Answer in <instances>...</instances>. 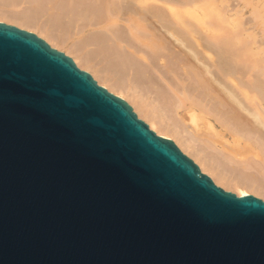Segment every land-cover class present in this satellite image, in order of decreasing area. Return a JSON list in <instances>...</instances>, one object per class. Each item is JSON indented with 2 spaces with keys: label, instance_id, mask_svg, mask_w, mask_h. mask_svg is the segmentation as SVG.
Returning <instances> with one entry per match:
<instances>
[{
  "label": "water",
  "instance_id": "95a60500",
  "mask_svg": "<svg viewBox=\"0 0 264 264\" xmlns=\"http://www.w3.org/2000/svg\"><path fill=\"white\" fill-rule=\"evenodd\" d=\"M0 264H264V201L0 22Z\"/></svg>",
  "mask_w": 264,
  "mask_h": 264
},
{
  "label": "bare ground",
  "instance_id": "6f19581e",
  "mask_svg": "<svg viewBox=\"0 0 264 264\" xmlns=\"http://www.w3.org/2000/svg\"><path fill=\"white\" fill-rule=\"evenodd\" d=\"M13 1L35 7L0 8V21L63 48L217 185L264 196L263 177L248 172L264 171V39L241 8L231 15L226 0Z\"/></svg>",
  "mask_w": 264,
  "mask_h": 264
},
{
  "label": "rangeland",
  "instance_id": "374dc122",
  "mask_svg": "<svg viewBox=\"0 0 264 264\" xmlns=\"http://www.w3.org/2000/svg\"><path fill=\"white\" fill-rule=\"evenodd\" d=\"M22 1V0H21ZM227 2H229L230 3V7L229 8H232L231 9V11L229 12V13H231V15L232 14H234L235 13V10L236 9H239V8H241V12L239 13L242 17H243V19H245L246 21H248V25H251V26H253V29H254V32L256 33V37H257V40L258 41H261L262 39H264V0H226ZM10 2V1H9ZM8 1H7V4L9 3ZM19 3L17 4L18 6H19V4L21 5L22 3L20 2V1H18ZM247 2V3H246ZM17 3V1L16 2H14L13 0H12V3H9V4H11V5H8V6H1V4H0V8H2V9H5V10H16L17 9V5H15V4ZM26 3V2H25ZM24 4V3H23ZM23 4H22V7H21V9H20V7H19V9L20 10H22V8H24L25 6V9L26 10H28V9H32L33 10V8L35 7V5L34 4H30V6H28L29 5V3L27 4L26 3V5L24 4V6H23ZM28 7V8H27ZM14 8H16V9H14ZM18 9V10H19ZM31 11V10H30ZM0 22H4V23H7V24H10V25H14V26H17V27H19V28H21V29H24V30H27V31H29V32H32V33H34V34H36L38 37H40L41 39H43L44 41H46L48 44H49V42L47 41V40H45L43 37H41V36H39V34H38V32L36 31V30H29V29H27L26 27H23V26H19L18 24H15V23H9V22H7V21H4V20H2V21H0ZM50 45V44H49ZM51 46V45H50ZM52 48H54V49H56V50H58V51H61V52H63V53H65L66 51L63 49V48H56V47H53V46H51ZM66 54V53H65ZM67 56H69L70 58H72L70 55H68V54H66ZM80 68V67H79ZM80 69H82V70H84V71H87V70H85V69H83V68H80ZM88 72V71H87ZM89 73V72H88ZM90 74V73H89ZM91 75V74H90ZM92 76V75H91ZM96 81V80H95ZM98 83V82H97ZM99 84V83H98ZM100 85V84H99ZM108 90V89H107ZM109 91V90H108ZM109 92H111V91H109ZM111 93H113V92H111ZM114 94V93H113ZM114 95H116V94H114ZM117 96V95H116ZM119 97V96H118ZM119 98H121V97H119ZM122 99V98H121ZM123 100L124 101H126V103H128V105H130L131 106V108L133 109V107H132V105H131V103L129 102V101H127L126 99H124L123 98ZM133 111L135 112V110L133 109ZM136 113V112H135ZM136 115H137V113H136ZM138 117V116H137ZM139 119H141L144 123H146L147 124V122L143 119V118H140V117H138ZM148 125V124H147ZM150 128V127H149ZM151 129V128H150ZM152 130V129H151ZM155 132V131H154ZM156 133V132H155ZM157 134V133H156ZM157 135H159V134H157ZM168 138V137H167ZM169 139H171V138H169ZM172 141H174L173 139H171ZM175 143V142H174ZM178 147V146H177ZM179 148V147H178ZM180 149V148H179ZM181 150V149H180ZM182 151V150H181ZM183 152V151H182ZM184 153V152H183ZM185 155H187L186 153H184ZM187 157H189V158H191L189 155H187ZM192 159V158H191ZM193 160V159H192ZM194 161V160H193ZM194 163H196L197 165H198V163L197 162H195L194 161ZM199 166V165H198ZM254 166H256V165H254ZM258 169L260 170V171H262V169L258 166V167H253V169L252 170H249L248 172H250V171H252V173L253 172H255V173H253L254 175L256 174L258 177L259 176H261V178L262 179H264V176H263V174H259L260 173V171H258ZM247 171V170H246ZM203 172V171H202ZM256 172H258V174L256 173ZM203 173H205V172H203ZM251 173V172H250ZM261 173H264V171H262ZM205 174H207V173H205ZM248 174V173H247ZM208 175V174H207ZM255 175V176H256ZM209 176V175H208ZM256 176V177H257ZM210 177V176H209ZM260 179V178H259ZM261 179V180H262ZM214 182V181H213ZM215 183V182H214ZM216 184V183H215ZM217 185V184H216ZM217 186H219V187H221V188H223L224 190H226V191H230V192H233V193H235V194H237V190L235 189V188H230V190L229 189H227V188H224V187H222V186H220V185H217ZM250 194H252V195H254V196H256V197H258V198H260V199H262L263 201H264V196L262 197V196H258L257 194H256V192H253V191H251L250 192ZM256 194V195H255Z\"/></svg>",
  "mask_w": 264,
  "mask_h": 264
},
{
  "label": "snow or ice",
  "instance_id": "6c2138e0",
  "mask_svg": "<svg viewBox=\"0 0 264 264\" xmlns=\"http://www.w3.org/2000/svg\"><path fill=\"white\" fill-rule=\"evenodd\" d=\"M37 72H39V69H37Z\"/></svg>",
  "mask_w": 264,
  "mask_h": 264
}]
</instances>
